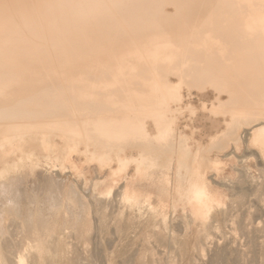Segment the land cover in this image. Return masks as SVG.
Listing matches in <instances>:
<instances>
[{
  "label": "bare ground",
  "instance_id": "obj_1",
  "mask_svg": "<svg viewBox=\"0 0 264 264\" xmlns=\"http://www.w3.org/2000/svg\"><path fill=\"white\" fill-rule=\"evenodd\" d=\"M255 12L264 15V0H0V219L25 202L30 221L40 200L74 202L83 196L75 182L94 166L105 174L95 194L169 182L173 169L185 190L197 168L218 171L211 155L244 134L264 144V17L253 21ZM184 88H210L216 101L183 106ZM184 114L210 123L208 145L193 141L194 126L178 128Z\"/></svg>",
  "mask_w": 264,
  "mask_h": 264
},
{
  "label": "rangeland",
  "instance_id": "obj_2",
  "mask_svg": "<svg viewBox=\"0 0 264 264\" xmlns=\"http://www.w3.org/2000/svg\"><path fill=\"white\" fill-rule=\"evenodd\" d=\"M176 10L170 5L167 13L175 16ZM263 17L255 12L252 20ZM208 47H213V43ZM171 77L179 83L177 76ZM198 90L184 88L183 106L199 107L203 102L216 101L217 95L210 88ZM180 119L186 120V114ZM244 135L247 140L249 136ZM246 140L242 150L229 159L226 177L216 185L220 205L212 207L204 217L194 216L191 207L173 209L168 196H149L130 203L128 191L122 194L124 183L111 193L101 187L95 194L93 182L105 174L97 175L94 166L83 170L86 176L75 182L77 186L82 184L78 188L83 196H75L74 202L66 197L61 204L49 205L40 200L33 205L34 221L29 220L25 202L18 213L11 209L9 215L0 219V264H19L18 257L24 264H209L217 259L215 254L223 251L228 252L229 264L236 260L237 264H264V162L257 150L247 147ZM246 161L256 162L259 172L253 171ZM70 178L75 180L76 176L67 173L66 181ZM131 184L133 189L138 188L139 184ZM150 191L155 195L153 188Z\"/></svg>",
  "mask_w": 264,
  "mask_h": 264
},
{
  "label": "crops",
  "instance_id": "obj_3",
  "mask_svg": "<svg viewBox=\"0 0 264 264\" xmlns=\"http://www.w3.org/2000/svg\"><path fill=\"white\" fill-rule=\"evenodd\" d=\"M186 116H187L186 120L181 119L180 120V121H182L181 123L179 121L178 128L180 130H185L187 126L188 127L194 126L195 127L194 130H189L188 129V131L193 136L192 137L193 141L200 142L203 146L208 145L209 144V137H207L206 135L209 133V127H206V126L210 125V123H208L206 120H205L206 121L205 122L204 119L203 120H198L199 122L195 121V123H192L189 120V115H186ZM201 129H202V131H201ZM248 136H249V138L246 140L247 147L249 149L257 150L259 152L261 161L264 162V144L260 140L257 139V135L254 134V131H251ZM243 145H244V140L242 139L240 145L237 146V147L231 145L229 147V149H227L225 151H216V152H214L211 155L212 158H217V159H219L221 161V166H220L219 170L218 171H213L211 169H200V168H197L195 171H193L194 180L192 181V184L191 183L187 184L185 190H184L183 187H181L177 183V180L175 179L176 178L175 177V172H174V169H173L172 172H170V175H169L170 176L169 182L161 180V181H158L157 184H153L151 182V180H149V181L146 180L143 184L138 183L139 184L138 188H139V192L140 193H139L138 196H133V197L141 200L143 198L148 199L149 196H168L171 199L172 207L174 205V202H176L177 208H179L180 206L191 207L192 211H193V214H195L197 217H204V215L207 213V211H209L212 207H214L215 205H220V200H219L218 196H221V195H220L219 189L216 187V185H217L219 180H221V179L226 177L225 175L228 172V167H229V164H230V160L229 159L231 158V157H228V155L232 153V150L234 152L235 148H236L235 154H237L238 152H240L242 150ZM133 170H134V168L132 167L131 170H130L129 176H128L129 178H131ZM126 182L127 183H125V181H123V183L126 184V190L129 193H134L133 184H131L132 180H128ZM195 183H200V184H203V185H205L207 187V189H208V191H209V193L211 194V197H212V199L210 201H207V202H205L203 204H200V205H196V204H193V203L189 202L191 191H192V186ZM177 187L181 188V192H182L181 195L180 194L179 195H177V194L175 195L174 190ZM152 188L155 190V195L150 191ZM163 188H165L166 190H168V189L171 190V192H172L171 196H173V197L171 198L170 194H168L166 191L164 192L165 193V195H164L163 191L165 189H163Z\"/></svg>",
  "mask_w": 264,
  "mask_h": 264
},
{
  "label": "clouds",
  "instance_id": "obj_4",
  "mask_svg": "<svg viewBox=\"0 0 264 264\" xmlns=\"http://www.w3.org/2000/svg\"><path fill=\"white\" fill-rule=\"evenodd\" d=\"M212 199L207 187L200 183H195L192 186L190 195V203L200 205Z\"/></svg>",
  "mask_w": 264,
  "mask_h": 264
}]
</instances>
